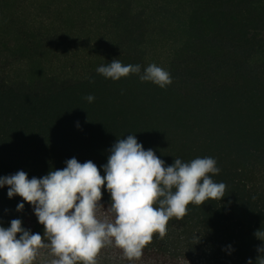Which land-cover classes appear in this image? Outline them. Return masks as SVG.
<instances>
[{"label":"trees","instance_id":"1","mask_svg":"<svg viewBox=\"0 0 264 264\" xmlns=\"http://www.w3.org/2000/svg\"><path fill=\"white\" fill-rule=\"evenodd\" d=\"M0 264H264V0H0Z\"/></svg>","mask_w":264,"mask_h":264},{"label":"rangeland","instance_id":"2","mask_svg":"<svg viewBox=\"0 0 264 264\" xmlns=\"http://www.w3.org/2000/svg\"><path fill=\"white\" fill-rule=\"evenodd\" d=\"M171 41V39H169ZM84 38H80L77 41V46L80 51L83 49ZM169 42L166 39L157 38L153 43H149L148 46V58H147V69L152 74H163L168 67V48Z\"/></svg>","mask_w":264,"mask_h":264}]
</instances>
